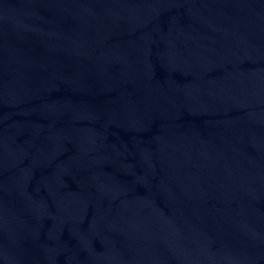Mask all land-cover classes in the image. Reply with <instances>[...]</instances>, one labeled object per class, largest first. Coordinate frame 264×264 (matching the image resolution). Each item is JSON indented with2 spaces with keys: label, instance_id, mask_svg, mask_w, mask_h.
<instances>
[{
  "label": "water",
  "instance_id": "water-1",
  "mask_svg": "<svg viewBox=\"0 0 264 264\" xmlns=\"http://www.w3.org/2000/svg\"><path fill=\"white\" fill-rule=\"evenodd\" d=\"M0 264H264V0H0Z\"/></svg>",
  "mask_w": 264,
  "mask_h": 264
}]
</instances>
